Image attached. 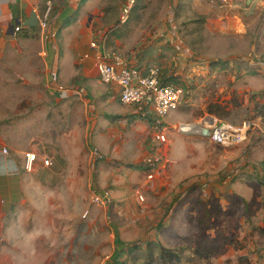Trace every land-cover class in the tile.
<instances>
[{
	"label": "rangeland",
	"instance_id": "374dc122",
	"mask_svg": "<svg viewBox=\"0 0 264 264\" xmlns=\"http://www.w3.org/2000/svg\"><path fill=\"white\" fill-rule=\"evenodd\" d=\"M248 1L136 0L122 20L124 0H91L59 23L45 9L44 29L11 38L0 29V264H148L128 253L147 242L177 250L174 264H264V4ZM85 39L183 90L163 120L166 143L153 145L154 117L141 106L116 101L127 113L100 128L115 110L98 100L105 87L64 82L51 67ZM211 108L250 124L246 140L218 146L182 132ZM142 121L149 136L138 150ZM108 135L115 153L94 143Z\"/></svg>",
	"mask_w": 264,
	"mask_h": 264
},
{
	"label": "built area",
	"instance_id": "2783aa9c",
	"mask_svg": "<svg viewBox=\"0 0 264 264\" xmlns=\"http://www.w3.org/2000/svg\"><path fill=\"white\" fill-rule=\"evenodd\" d=\"M135 2L136 0H125L122 20L127 18ZM39 25L44 29L46 27L45 19L39 17ZM19 31H21V28L16 27L15 32ZM91 47L97 49L95 44H91ZM95 66L102 84L119 88L122 105H139L148 108L149 113L157 120L158 126L154 128L156 134L153 145L159 147L162 143H166L168 128L163 125V120L169 114L178 110L184 95L183 90L172 84H164L158 67L150 66L146 69H139L129 64L118 52L99 53L96 57ZM196 127L207 129L209 131L208 138L213 144L232 146L241 144L246 140L250 124L246 123L242 127H236L217 117L208 116ZM7 153L8 150L4 148L2 155ZM24 160V169L27 172H32L37 160L36 155L27 154ZM51 165L50 160L46 159L45 166L49 167ZM105 198L106 195H95L93 201L99 204L103 203Z\"/></svg>",
	"mask_w": 264,
	"mask_h": 264
},
{
	"label": "crops",
	"instance_id": "0c3cea01",
	"mask_svg": "<svg viewBox=\"0 0 264 264\" xmlns=\"http://www.w3.org/2000/svg\"><path fill=\"white\" fill-rule=\"evenodd\" d=\"M90 1L91 0H0V29L1 31H5V35L10 38L15 34L14 31L16 27H20L21 31L23 30V32L28 33L37 26L39 27L40 14L44 12L45 9H49V7L51 6H54V14L57 23L63 22L64 20L66 21L67 19L70 20L71 18H73L78 7H80L81 5H85ZM248 4H250L251 10H254L260 4H264V0H250L248 1ZM81 43H83V47L79 46ZM78 44L79 45L76 46V49H66L64 59H61L59 63L56 62V65L54 63V56H52L53 60L51 59L52 63L50 64L52 68L57 66V69L61 72L60 78H62L64 82H68L70 77H76L78 82H84L92 86L101 84L105 87V91L99 94L98 100L102 102L101 105L105 108H112L113 106H115V110L109 113L111 115L105 116L104 119L100 120L99 122L100 128L106 130L112 123V121H110L112 120V117H122L125 115V112L127 113L128 109H121L120 106L122 104L120 106H116V101H119L120 103L119 88L106 86L102 84L99 79L95 64L97 55L101 52H106L103 41L97 45L93 41L88 43V40L85 39L83 42L82 40L78 41ZM91 44H95L97 49H93L91 47ZM71 51L74 52V55L70 54ZM72 57H82V59H80L79 62L73 63ZM112 88L117 91L116 94L109 92V90H111ZM71 92L75 93L76 91L72 90ZM135 106L138 107L139 105H134L133 107ZM141 110L143 109H140V116H143ZM165 124L166 121L163 122V125ZM119 125V127L124 129L125 124H123V122L119 123ZM137 127H139V136L137 135L136 137H134V142L136 144H133L135 145L134 147L139 150V148L141 147L140 143L144 142L147 136H149L150 126L149 124L142 121L140 122V124H137ZM105 134L106 133H102L99 136ZM107 137L108 139L106 140L109 142H107L106 140H101L102 138L99 137L100 139L94 141V143L99 149L102 147H107L109 150L112 149L113 153H115V149L117 150L118 148H115V146L113 147V145L110 144V140L112 139L111 135H108ZM125 144L123 145V147H132L129 144ZM119 153L117 155H119Z\"/></svg>",
	"mask_w": 264,
	"mask_h": 264
},
{
	"label": "trees",
	"instance_id": "16d2710c",
	"mask_svg": "<svg viewBox=\"0 0 264 264\" xmlns=\"http://www.w3.org/2000/svg\"><path fill=\"white\" fill-rule=\"evenodd\" d=\"M162 81L164 84H167V83L172 84L163 77H162ZM172 85H174V84H172ZM174 86H176V84ZM209 112L211 113V116L215 115L214 117L218 116V117L222 118L224 116V114H219L220 112L218 109H212L211 108L209 110ZM152 119H153L152 126H153V128H155L156 126H158L157 120L155 118H152ZM146 168H147V170L152 171L153 165L152 164H146ZM156 248L159 252V254H158L159 257H156V253H155ZM138 251H142L145 254L148 264H159V262H161L162 264H174V263H176V261H178V262L181 261V258L179 256V252H177V250H171V249L164 248L159 242H147V248L145 250H142V248L140 246L132 247L128 253L131 254L133 252H138ZM120 259L121 258L119 256L118 258H116L113 261L112 264H124L123 262H121Z\"/></svg>",
	"mask_w": 264,
	"mask_h": 264
},
{
	"label": "bare ground",
	"instance_id": "6f19581e",
	"mask_svg": "<svg viewBox=\"0 0 264 264\" xmlns=\"http://www.w3.org/2000/svg\"><path fill=\"white\" fill-rule=\"evenodd\" d=\"M182 132L185 133H198L199 130L195 126L182 127Z\"/></svg>",
	"mask_w": 264,
	"mask_h": 264
},
{
	"label": "water",
	"instance_id": "95a60500",
	"mask_svg": "<svg viewBox=\"0 0 264 264\" xmlns=\"http://www.w3.org/2000/svg\"><path fill=\"white\" fill-rule=\"evenodd\" d=\"M199 132L196 134H200L201 136H203L204 138H208L209 137V131L207 129H203L202 127H196Z\"/></svg>",
	"mask_w": 264,
	"mask_h": 264
}]
</instances>
